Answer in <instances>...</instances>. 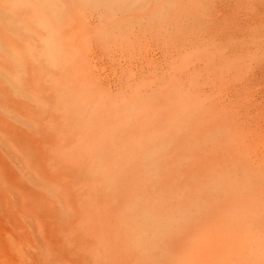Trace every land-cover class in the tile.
I'll return each mask as SVG.
<instances>
[{"label": "rangeland", "instance_id": "obj_1", "mask_svg": "<svg viewBox=\"0 0 264 264\" xmlns=\"http://www.w3.org/2000/svg\"><path fill=\"white\" fill-rule=\"evenodd\" d=\"M173 1L149 0L112 15L102 8L85 7L86 19L74 25L90 31L72 75L83 74L99 96L115 100L123 110L121 116V112L105 116L101 135L108 137L104 142L108 152L102 149L92 166L80 162L81 172L70 166L73 177L60 153L55 157L59 163H50L46 170L34 166L33 173L26 169L27 175L21 172L22 160L13 159V151L0 144L6 148L0 149V165L12 168L9 179L28 185L30 193L23 190L22 206L32 205L34 211L41 205L40 192L44 194L40 185L50 188L58 176L71 177L68 192L91 216L93 231L89 226L57 227L55 214L40 221L24 211L30 215L23 217L25 222L21 217L25 226L32 231L40 222L38 231L40 227L45 234L54 231L58 246H46L35 235L32 241L24 236H19L21 241L14 239L22 231L12 230L10 239L16 244L19 240V248L8 243L22 251V261L19 251L9 245L16 256L0 248V264H214L215 260L264 264L260 260L264 254V0ZM20 34L13 36L19 35V43L25 45ZM23 49L21 54L33 64L26 60V73L18 66L16 73L21 74L15 73L16 80L61 73L60 66L48 72L41 59L32 62ZM9 88L13 91L9 85L3 95L12 94ZM1 111L0 123L7 120L18 126L11 128L10 135L2 132L0 140L12 137L22 159L27 127L16 120L18 111H11L15 112L11 117ZM76 127H71L73 133L90 131L89 124ZM34 152L42 155L40 150ZM50 170L54 175L48 174ZM60 178L57 186L66 181ZM67 211L63 213L70 216L72 211Z\"/></svg>", "mask_w": 264, "mask_h": 264}, {"label": "bare ground", "instance_id": "obj_2", "mask_svg": "<svg viewBox=\"0 0 264 264\" xmlns=\"http://www.w3.org/2000/svg\"><path fill=\"white\" fill-rule=\"evenodd\" d=\"M148 1L149 0H0V102H2L4 104L3 107H5L0 109H2L3 111L5 109L6 112L4 111L5 112L4 115L7 113L8 115L11 114V116L13 114V112L11 113V111H18L20 115L16 113L19 115L18 118L17 116H15L16 120L18 119L17 121L20 123V126H22V124L23 126L25 125L28 131V133H26L24 137L22 136L23 137L22 155H20L22 159L19 157L20 152L19 149L17 148L18 144L13 141L14 139L11 140L12 137L10 138L9 136L10 135L9 132L11 128L18 126L16 123L7 120L5 121L3 120V122L0 123V135L2 132L9 133V135H6L7 137L5 136L2 137L3 139L0 140V144L7 146V148L9 147L10 150L7 149L8 151H13L12 152L13 159L16 160V158H18L22 160V163H20V166L22 168L20 169L24 171L21 170V172L26 173L27 170L29 172L30 169L34 172V170H36L35 168L38 167V165H40L42 169L46 170L50 163L53 162L59 163V161L56 162V158H55L58 153H60V156L64 158L63 160H61V162L63 161L62 164L64 163L63 165L68 168V170H66L67 172L71 174V169L69 171V168L70 166L72 167V165H76L81 172L82 167L80 162H83L82 165L85 164L88 166H92V164L96 162L95 158L100 157L101 150L102 149L108 150V147L104 144V142L108 140V137L105 135L103 136L101 135V133L104 131L105 128L104 125L106 122L105 116L106 114H108V112H112L114 114H118L121 112L119 114V116H121L123 110L119 108V106L115 103V100L110 98L108 99V97L104 95L99 96L96 92L97 90L95 91L94 87L91 86L92 83L90 79L84 77L83 74H81L78 71H75L72 75V65L77 63L79 60H81V58H79L78 56V53L84 43V39H85L84 36L90 31L89 27L81 28V27H76L74 24L86 19L82 13L85 10V7L102 8L105 14L112 15L117 11H124L126 9H129L130 7L145 4ZM157 14L159 15V12ZM158 15H156V17L159 19L160 15L159 16ZM17 33L19 34L21 33L20 35H22V40H25L24 42L25 45L24 44L21 45L19 43L18 41V37L20 38L19 35L17 37L13 36ZM25 47L26 49H23ZM22 49L25 50V52L27 51L32 62L36 63L38 59H41L42 60L41 63L44 62L45 65L47 66L46 68L43 63V66L45 67L46 70H48V72L56 70L55 68L57 66H60L59 69L61 67L63 68L61 73L59 75H56V77L52 76L51 72H50L51 74H47L46 72V74L44 75L39 73L41 76H39L38 79L33 81H27V80L25 81L24 76L23 78H20V80H16L17 78L16 74L17 73L19 74L18 77H20L21 74L19 72L16 73V71L18 70V66L22 67V73L27 71L26 60L28 62L29 59L26 58V54L25 55L21 54ZM33 50H36L38 54L34 55V53H32ZM72 54L73 56H71ZM7 55L11 56V59L9 58L7 60L6 58ZM32 64H30V66ZM78 70H82V69H78ZM34 73H38V72L34 71ZM109 81L110 82L112 81L111 78ZM43 82L44 83L48 82L49 85L45 84L48 87H44ZM6 83L13 88L14 93L13 91H11V88H9L10 89L9 92L12 93L11 95H3V93H5L4 91L5 88H8L9 86L7 85L6 87L5 86ZM20 100H22V102H20ZM0 113H2V111ZM109 115L110 114H108V116ZM11 116L9 115V117ZM88 124L90 127L89 133L88 132L73 133V129L71 127L78 126L76 128H79L82 125H88ZM131 131L133 132L132 129H130V132ZM68 135L69 136L71 135L72 137L69 138ZM111 138L113 139V141L115 140L114 137ZM99 139L100 141L98 143L97 142L96 144L92 143L93 141ZM15 147L16 149H14ZM1 148L3 149V146ZM97 148H101V149L97 150ZM26 149L30 150L31 152L30 151L26 152L27 151ZM34 150L42 151V155L41 156H38L37 154L35 155ZM8 151L4 153H7ZM8 155H10V157L12 156L11 153H9ZM15 160L14 161L10 160L9 162L12 161L19 163V161H15ZM12 164L14 165L15 163H11V165ZM15 165L19 168L18 166L19 164L17 165L16 163ZM16 166H14V168ZM18 168L15 169L17 172H18ZM0 169L2 170V174L0 175V248L10 251V248L13 247L15 248V250H17L19 248L18 247L19 245L17 246V244H19L21 241L19 236L22 237L24 236L23 238L25 239H27L28 237L29 238L28 241H29L32 239V238L30 239V237H33L34 235H35V237H33L34 239L35 238H38V240L40 239L42 241L41 243L44 242L47 244L46 246L53 247L54 244L58 246V243L55 242L54 233H53L54 231L45 234L42 232L43 230H41V227L38 231V224L40 222L38 223V221L36 220L38 219L42 221L46 217H52L53 214H55V216L57 217L56 219L57 227L61 226L63 228H70V227L72 228L73 226H76L78 228L85 229V227L89 226L91 216L85 214V211L83 209V204L80 203L75 204V202L79 201V199L73 196L71 193H69L70 186L68 182L72 181L71 177L67 179L68 176H66L67 178L63 176L64 178L61 179L58 176V178H60L61 181H64L66 179L65 182H61L62 186L56 185L58 178L56 179V182L54 181V184L52 183V181L51 183L46 181L48 184L49 183L51 184V185L49 184L50 186L48 185L50 188L46 187L47 185L45 184L40 185L44 194L40 192L41 195L39 194V197H41V201H40L41 205L39 207L37 205L38 208L36 207L37 209L36 211H34L35 208L33 209L32 205H31L32 207L29 206V204H24L22 206L24 201L22 197L25 194L23 193V190L25 191L28 185L19 184L17 181L13 180L14 178L9 179V176H11L12 174L14 175V173H10V170L12 168L8 164L4 163L3 165H0ZM39 171H41V169H39ZM51 171L52 170H50L48 174L54 175V172L53 174H51ZM66 171L64 173L69 175V173H67ZM26 174L28 175V173ZM59 175H61V172L59 173ZM72 175L73 174H71V176ZM20 176H15V177L21 178L22 176L21 177ZM35 180L37 181V178ZM62 183L65 185H63ZM52 184L53 186L54 185L56 186L53 187ZM44 185L45 187H42ZM34 187H36V183ZM38 189L39 188H37L36 190ZM33 194L35 193H32V195ZM35 195L36 197L38 196L37 194ZM51 197H53L55 201H50V200H54L51 199ZM15 199H19V200H15ZM17 201L18 202L20 201L19 205L21 203L19 207L17 206L18 204ZM145 209L147 210V208ZM67 210H71L72 212ZM24 211L31 213L32 215H35V217H37L36 219L35 218L33 219V222L37 221L35 222L37 223L35 224V227L36 225L37 227L36 228L34 227L36 230L33 229L32 231H30L32 228L30 229V227L28 228V226H25L26 224H24L25 220H23L24 219L23 217H25V219L28 217L27 219H29L30 215L29 216H27V214L24 215L25 214ZM64 211H67L68 214L69 212H71L70 216L65 215L63 213ZM21 217L24 222L21 221ZM147 217L149 218V216ZM28 222L30 223L32 221L29 220ZM29 223H28L29 226L30 224L31 226L33 225L32 223L30 224ZM90 226L89 228L91 229ZM12 230L22 231L21 234L18 233H17L18 235L16 234L17 237L16 236L14 237V239L17 238L20 240V241L17 240V242H19L17 244L14 243V241L13 242L11 241L14 239H10L11 237L10 231ZM90 233L92 232L90 231ZM136 236L137 235L135 234V237ZM8 242L14 245L16 244L18 248L16 246L14 247ZM9 245L11 247L8 248ZM260 245L261 244H259L258 247H260ZM22 249L23 248L21 247V250ZM221 249L222 248H220V250ZM12 251L14 250H11L9 254H12L13 253ZM17 251H19L17 253L18 255L20 254V252H22L20 251V249ZM256 252L257 251L255 250V253ZM4 254L7 253L4 252ZM20 255H21L19 257L20 259L18 258V256L13 257L16 255H13L10 259L15 258L14 260H16L17 258L21 260L22 254ZM262 255L264 257V254ZM252 256L253 255H251V257ZM5 257L8 258V256ZM253 257L254 258L256 257L257 260H259L258 255ZM263 257L260 256V260H264ZM10 261L12 262L13 260ZM216 261L217 260H215V262L213 263L215 264ZM229 263L231 262L229 261ZM10 264H13V262ZM22 264H26V263H22Z\"/></svg>", "mask_w": 264, "mask_h": 264}]
</instances>
